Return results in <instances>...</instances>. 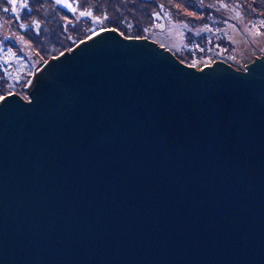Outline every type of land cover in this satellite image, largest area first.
<instances>
[{"label":"water","instance_id":"obj_1","mask_svg":"<svg viewBox=\"0 0 264 264\" xmlns=\"http://www.w3.org/2000/svg\"><path fill=\"white\" fill-rule=\"evenodd\" d=\"M28 88L0 101V264H264V56L105 29Z\"/></svg>","mask_w":264,"mask_h":264},{"label":"trees","instance_id":"obj_2","mask_svg":"<svg viewBox=\"0 0 264 264\" xmlns=\"http://www.w3.org/2000/svg\"><path fill=\"white\" fill-rule=\"evenodd\" d=\"M204 1L207 2L206 5ZM250 1L257 3L264 0H91L87 7H96L94 15L102 16L106 13L109 17L102 24H96L93 18L79 16V11L84 8L82 0L83 8L79 7L75 14L62 10L54 0H31L30 10L18 9L19 19L16 18L17 14L11 12L9 0H0V20L9 24L18 38L23 39V46L33 53V60L42 61L75 46L94 32L110 27L131 38L146 37L159 44L168 45L167 41H160L157 31L162 33L163 29L169 30L173 23L180 24L184 30V41L191 45L190 51H196V48H193L195 44L201 46L200 53L197 56L193 55L194 59L191 62L196 66L197 63H203L207 57L212 61L218 58L226 59L218 57L217 53L223 46L226 47L223 45L225 40L226 42L231 40L229 30L225 29L230 23H234V18L225 14L223 5L229 8L237 7L254 17L253 10L248 7ZM19 3L20 0H17V6ZM231 3L236 5L231 6ZM177 4L181 7L177 8ZM4 8H8L9 11L4 12ZM189 12L196 15H188ZM156 13H160L159 17L155 15ZM65 17H68L71 23L66 21ZM36 21L40 23L39 30L35 27ZM21 23L29 27L21 28L19 26ZM211 46H217L215 50L218 51L215 55L208 51ZM230 63L241 67V64L236 62Z\"/></svg>","mask_w":264,"mask_h":264},{"label":"rangeland","instance_id":"obj_3","mask_svg":"<svg viewBox=\"0 0 264 264\" xmlns=\"http://www.w3.org/2000/svg\"><path fill=\"white\" fill-rule=\"evenodd\" d=\"M70 1L75 6L74 0H70ZM206 3L207 2L204 1L205 5ZM230 5L233 6L236 4L231 3ZM80 7L83 8L82 5H80ZM248 7L251 10H253L255 14L254 17L245 14V12L241 11L237 7H231V8L224 7L225 14L232 16L234 18V23H230V26H226L225 29V30H229L230 38L232 41L229 40L228 42H226L225 40L226 43L223 42V45L225 44L226 47L223 46V48L219 51V53L216 52L218 50H215V47L217 46H211L208 48L210 54L215 55L217 53L218 57L222 56L226 58L223 60L229 63L236 62L238 64H241V67L239 68L235 66L238 69H245L246 65L254 61L256 57L264 56V35L261 36L255 35V32L258 27L259 30L262 33H264V26H261L259 24L261 20H264V1H258L257 3L250 1ZM62 10L69 11L67 9H62ZM198 17H200V15H198ZM105 29H116V28H112V27L104 28L94 33H97ZM154 30L155 28L153 29V31ZM183 32L184 30L182 25L173 23L171 25V28H169V30L163 29L162 33L160 31H157L158 35H160L159 36L160 41L161 42L167 41L168 45L159 44V43L158 44L170 50L177 57H179V59L184 63L195 66V63H191L194 59L193 55L197 56V54L200 53L201 46L197 44L193 45V48H196V51L191 52L190 51L191 45L188 42L184 41ZM0 36H1L0 39L4 41V44L1 45V48L5 49V51L4 50L0 51V96H5L11 92H17L18 94L23 96V98L30 99L29 97L30 89L28 88V86L33 80L36 71L40 69L44 64H46L48 60H50L52 57H56L57 55L48 57L46 60L43 61L41 59L33 60L32 57L33 53H31L29 49H26L25 46H23L24 45V42L22 41L23 39L18 38L19 36L11 28V26L5 22H2L1 20H0ZM86 39L87 38L81 40L80 42ZM73 47L67 50H70ZM9 49H11L12 53H14L15 56L14 58L5 59V56L8 52L6 50ZM19 51L23 52L24 55L20 54ZM219 59L220 58L216 60ZM216 60L212 61V59L207 57V59L203 63H197L196 67L201 68L203 66L212 64Z\"/></svg>","mask_w":264,"mask_h":264},{"label":"snow or ice","instance_id":"obj_4","mask_svg":"<svg viewBox=\"0 0 264 264\" xmlns=\"http://www.w3.org/2000/svg\"><path fill=\"white\" fill-rule=\"evenodd\" d=\"M54 2L57 5H61V4L64 5V7L67 8L73 14L77 13L78 8L81 5V0H75V6H74L73 3H70L69 0H54ZM82 2H83V5H84V8H83V10L79 11V16L80 17L93 18V20H94V22L96 24H102L104 20L109 19V17L107 16L106 13L104 15H102V16L101 15H94V12L96 11V7L95 6L87 7V5H89L91 3V0H82ZM9 3H11V12L17 14L16 18L19 19V11H22L24 9H29L30 10L29 6H30V3H31V0H20V3H19L18 6H17V0H9ZM161 7H163V5H161ZM176 7L179 8V7H181V5L177 4ZM224 7H227V5H224ZM18 9H19V11H18ZM3 11L4 12H8L9 9L8 8H4ZM187 14L188 15H192V16L196 15V13H194V12H189ZM155 15L157 17H159L160 13H156ZM65 20L68 21L69 23H71V21L68 19V17H65ZM259 24L261 26H264V20H261L259 22ZM19 26L21 28L29 27V25H26L24 23H21ZM185 26H187V25H185ZM35 27H36L37 30H39V28H40L39 21L35 22ZM159 27H163V25H159ZM205 30H208V29H205ZM120 34L123 35V33H120ZM255 35L256 36H261V35H264V33H262L259 30V27H258L256 32H255ZM3 43H4V41L0 40V45H2ZM0 51H3V48H0ZM14 56H15V54L12 53L11 49H9L7 54H6V56H5V59L14 58ZM5 99H6L5 96H0V100H5Z\"/></svg>","mask_w":264,"mask_h":264},{"label":"bare ground","instance_id":"obj_5","mask_svg":"<svg viewBox=\"0 0 264 264\" xmlns=\"http://www.w3.org/2000/svg\"><path fill=\"white\" fill-rule=\"evenodd\" d=\"M179 58V57H178ZM219 60H223V59H219ZM217 61V60H216ZM223 61H225V60H223ZM183 62V61H182ZM215 62V61H214ZM225 62H227V61H225ZM227 63H229V62H227ZM230 64V63H229ZM187 65H189V64H187ZM210 65V64H209ZM232 65V64H231ZM190 66H194V65H190ZM233 67H235L234 65H232ZM196 67V66H195ZM204 67V66H203ZM198 68V67H197ZM202 68V67H201ZM236 68V67H235ZM200 69V68H199ZM39 70V69H38ZM38 70L36 71V73H35V75H34V77L36 76V74H37V72H38ZM34 79V78H33Z\"/></svg>","mask_w":264,"mask_h":264},{"label":"flooded vegetation","instance_id":"obj_6","mask_svg":"<svg viewBox=\"0 0 264 264\" xmlns=\"http://www.w3.org/2000/svg\"><path fill=\"white\" fill-rule=\"evenodd\" d=\"M15 73V72H14ZM12 93H17V92H11V93H9V94H12ZM18 94V93H17ZM30 97V96H29ZM25 99V98H24ZM25 100H29V99H25Z\"/></svg>","mask_w":264,"mask_h":264}]
</instances>
